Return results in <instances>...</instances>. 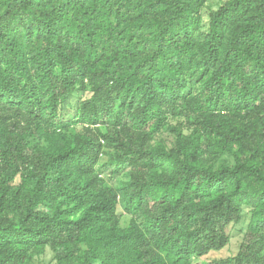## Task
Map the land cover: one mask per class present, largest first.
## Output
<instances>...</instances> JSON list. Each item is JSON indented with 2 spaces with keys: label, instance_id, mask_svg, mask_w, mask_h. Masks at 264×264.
Returning <instances> with one entry per match:
<instances>
[{
  "label": "trees",
  "instance_id": "obj_1",
  "mask_svg": "<svg viewBox=\"0 0 264 264\" xmlns=\"http://www.w3.org/2000/svg\"><path fill=\"white\" fill-rule=\"evenodd\" d=\"M209 1L0 0V264H264V0Z\"/></svg>",
  "mask_w": 264,
  "mask_h": 264
},
{
  "label": "rangeland",
  "instance_id": "obj_2",
  "mask_svg": "<svg viewBox=\"0 0 264 264\" xmlns=\"http://www.w3.org/2000/svg\"><path fill=\"white\" fill-rule=\"evenodd\" d=\"M226 0H210L206 6V8L203 11V17H204V21H205V25L208 24L209 22V14L212 11L217 10ZM87 95L86 94H75L73 95L68 102L66 103V109L69 111L74 112L75 109L78 107L79 102L86 98ZM106 158H103V161H105ZM222 161H226L229 164H233V160L228 157L225 156ZM125 178L122 177L121 179L118 180L119 181H123ZM116 183V186H118L119 183ZM121 213H123L124 215L126 214L124 210L121 209ZM129 221V217L126 214L123 218V225H127ZM249 224V216L246 215L245 217V221L237 226L236 228H234L231 232V243L223 250L218 251V252H212L208 257L202 259L203 264H210L211 261L216 260V259H220V258H227V257H231L236 255V253L238 252V249L240 247V244L243 242L244 240V236H245V232L247 231V227ZM32 264H56L55 260H54V253L48 249L44 255L40 256L39 259H36Z\"/></svg>",
  "mask_w": 264,
  "mask_h": 264
}]
</instances>
